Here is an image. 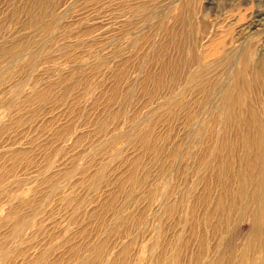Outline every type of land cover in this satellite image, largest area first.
Masks as SVG:
<instances>
[{
	"label": "rangeland",
	"instance_id": "374dc122",
	"mask_svg": "<svg viewBox=\"0 0 264 264\" xmlns=\"http://www.w3.org/2000/svg\"><path fill=\"white\" fill-rule=\"evenodd\" d=\"M258 213L264 0H0V264H264Z\"/></svg>",
	"mask_w": 264,
	"mask_h": 264
},
{
	"label": "bare ground",
	"instance_id": "6f19581e",
	"mask_svg": "<svg viewBox=\"0 0 264 264\" xmlns=\"http://www.w3.org/2000/svg\"><path fill=\"white\" fill-rule=\"evenodd\" d=\"M247 143H252V140H249V138L247 139ZM254 144V143H252ZM244 162V161H243ZM248 162V161H247ZM253 162V161H252ZM245 163V162H244ZM255 163V162H254ZM250 166L246 165L247 167H245L241 173V179H240V185H239V189H238V194H239V199L240 201H242L243 203H248L249 202V199H250V194H249V186L254 184V181H253V177L256 175L254 174V170L252 169L253 165L251 166L250 163H248ZM253 164V163H252ZM245 165V164H244ZM243 165V166H244ZM242 166V167H243ZM258 167V166H257ZM259 170V169H257ZM236 174V173H235ZM238 174V172H237ZM239 175V174H238ZM237 176V175H236ZM248 190V191H247ZM257 191V190H256ZM254 196L252 197L253 200H256L257 198V193H253ZM264 218H263V215L262 213H258L255 215V218H254V228H253V231L255 230V234L258 232V230H260L262 228V226L264 225ZM264 228V227H263ZM259 262V261H258Z\"/></svg>",
	"mask_w": 264,
	"mask_h": 264
}]
</instances>
